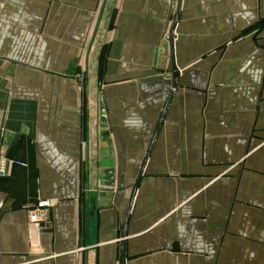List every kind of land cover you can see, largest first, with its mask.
I'll list each match as a JSON object with an SVG mask.
<instances>
[{
    "label": "crops",
    "instance_id": "1",
    "mask_svg": "<svg viewBox=\"0 0 264 264\" xmlns=\"http://www.w3.org/2000/svg\"><path fill=\"white\" fill-rule=\"evenodd\" d=\"M1 161L0 264H264V0H0Z\"/></svg>",
    "mask_w": 264,
    "mask_h": 264
},
{
    "label": "built area",
    "instance_id": "2",
    "mask_svg": "<svg viewBox=\"0 0 264 264\" xmlns=\"http://www.w3.org/2000/svg\"><path fill=\"white\" fill-rule=\"evenodd\" d=\"M3 170V162H0V172ZM48 201H38L28 212V219L34 224H45L47 220L46 211L49 208Z\"/></svg>",
    "mask_w": 264,
    "mask_h": 264
}]
</instances>
